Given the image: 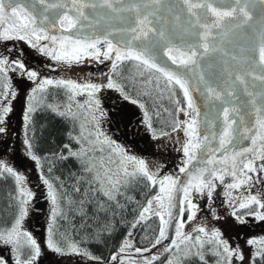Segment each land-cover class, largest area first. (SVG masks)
Here are the masks:
<instances>
[{"label": "snow or ice", "instance_id": "snow-or-ice-1", "mask_svg": "<svg viewBox=\"0 0 264 264\" xmlns=\"http://www.w3.org/2000/svg\"><path fill=\"white\" fill-rule=\"evenodd\" d=\"M99 9L105 10V15L112 14L126 21L127 26L110 29L106 35H97L95 32L84 35L83 22L92 23L89 10L95 13ZM164 10H167L170 20L161 15ZM0 41L23 42L52 61L69 67L81 64L85 59L98 62L108 60L112 61L111 71L116 73L123 61H136L137 66H142L145 71L161 74L172 97L178 88L186 101V107L181 105L180 99H175L171 130L183 132L186 138L182 149H177L182 150L186 158L179 167V171L187 177L183 182L174 175L160 176L159 172H152L145 160L124 153L120 145L101 130L99 122L104 111L96 94L104 89H114L124 99H129L113 76L108 77L106 84L39 78L38 72L27 68L20 59L19 49L12 60L0 54V76L19 72L36 84L33 96L46 86L54 85L66 90L70 101L68 105L63 109L52 105L48 107L74 125L79 123L80 131L77 135L68 133L69 142L63 145L67 152L57 155L62 160L73 158L78 161L82 170L89 174L90 186L95 183L98 186L96 190L102 191L108 199L113 198L111 192H118L119 187L131 179L146 182L145 188L158 189V193L146 201L137 223L146 219L145 214L150 213L155 200L158 204L155 215L159 217L161 227L150 241L151 247H137V254L150 253L157 246H163L166 253L171 254L174 248L176 253L185 254L177 256L175 262L165 257L161 264H181L189 257L198 258L207 264L202 252L207 244L212 254L221 258L217 264H232L233 258L243 262L245 256L240 245H231L224 238L222 230L197 226L193 229L197 234L193 236L183 229L185 223L197 215L198 206L192 202V194L211 197L214 181L225 184L226 175L233 178V182L226 184L228 189L248 186L245 188L247 194L237 198L238 206L233 205L231 215L235 221L244 224L245 216L264 221V192L251 194L256 178L250 175L264 173V0H0ZM41 41H47L48 44L42 45ZM216 54L226 58L222 62L225 66L214 79H206L204 65L207 63L211 68ZM168 62L175 67H170ZM192 81H195L197 91L202 89V95L210 105L219 107L216 118L211 121L205 118L203 121V133L201 112L193 100ZM84 92L88 93L85 103L89 107L81 119L72 111L71 101ZM11 96L15 97L14 91ZM0 98H8L6 90L0 92ZM32 98L29 97L24 116L26 122L34 111ZM131 102L138 103L135 99ZM139 106L144 108L142 103ZM80 107L84 105L80 104ZM11 111L10 104L3 107L0 133L6 131L3 127L5 115ZM180 113L185 116L184 120L179 119ZM145 117H148L147 111ZM85 123L91 125L87 132ZM146 127L152 129L150 118L146 119ZM153 135L159 138L154 129ZM160 135L167 136L170 133L161 132ZM24 143L30 158L39 164L40 160L33 153L30 140L26 139ZM73 143L79 147L73 149ZM176 143H180L179 139ZM104 145L109 148L108 163L95 155L104 152ZM113 153L122 154L120 161L111 159ZM194 160L197 166H192ZM257 160L261 162L259 165L256 164ZM125 161L132 164V171L121 167ZM111 163H117L115 170L108 166ZM3 173L14 178L19 188V200L13 221L7 228H0V245L10 247L14 253V264H35L41 249L37 240L23 228L32 193L24 187L25 177L0 160V174ZM44 183L53 205L47 246L61 252V247L53 239V225L57 216L61 215L59 194L48 179ZM75 191L79 192L80 189L76 188ZM177 194H182L179 204L184 206H178ZM228 195L231 196V192ZM174 208L177 209L175 216ZM186 210L189 213L188 221L182 218ZM239 210L247 211L238 215ZM132 226L135 227V224ZM169 227H174L176 239L169 240ZM131 235L129 232L128 236ZM165 240H169L171 247L163 245ZM246 243L255 248L250 264H256L257 257L264 260V238H249ZM132 247L131 240L125 239L123 246L110 257L111 261L121 264L118 257ZM71 251L78 253L79 249L73 245ZM158 259L152 255L145 264H155ZM0 264H7L2 256Z\"/></svg>", "mask_w": 264, "mask_h": 264}, {"label": "trees", "instance_id": "trees-1", "mask_svg": "<svg viewBox=\"0 0 264 264\" xmlns=\"http://www.w3.org/2000/svg\"><path fill=\"white\" fill-rule=\"evenodd\" d=\"M8 44L0 42V54L12 60L16 58L15 53L3 47ZM9 50L11 51L10 55ZM137 65L138 62L136 61H123L119 64L116 73L110 71L109 76H113L115 81L124 88L125 94L129 96V99L126 100L120 92L112 89L111 98L115 99V97L121 96V99L127 102H131L133 99L137 100L138 103L135 105L139 111V118L142 120L139 125L146 127L147 118H150L152 123V129H142V136L148 147L155 138L153 129L156 137H160L161 132L172 133V122L176 108L175 99H180L181 105L185 107L186 101L178 88L175 89L176 95L174 97L170 95V90L165 86V80L161 74L145 71L142 66L138 67ZM96 69H100V67L94 68L92 66L89 68L93 76L101 73L100 70ZM18 76H20L19 72H8L6 77L0 76V92L6 90L8 93L7 99L0 98V114L2 108L11 101L9 95L14 91L13 88ZM77 102L79 101L75 96L74 100L71 101L72 111L83 119L84 111L86 112L88 107L81 108L80 103ZM69 103L65 89L54 85L48 86L42 92L37 91L35 93L34 100H32L34 111L29 114L30 120L28 122L24 120L27 113L25 108L24 113L20 112L22 117L18 119L6 117V114L3 127H6L5 121L7 119L13 121L15 123L14 128L21 129L25 140H30L33 146L32 151L40 160L37 164L30 158L24 143L25 156L26 154L28 156L25 158L27 161L16 165L17 169L14 168V170L25 175L20 168L22 166L28 167L27 176L33 178L36 176L46 177L57 189L61 215L57 216L54 225L55 240L64 249L68 244L75 245L79 249L78 254L67 256L63 264H109L111 262L110 257L118 252L125 239H130L133 244V247L129 249L151 245L150 241L158 234V229L161 227L159 217L155 213H148L145 214L146 219L144 221L139 223L137 221L146 201L152 199L158 193V189L145 188L146 182L131 179L128 183L120 186L118 192H111L113 198L108 199L102 194V191L96 190L98 186L95 183L90 186L89 174L82 170L78 161L73 158L59 159L58 153L67 152L66 149H63V145L69 142L68 133L72 132L73 135L79 133V123L74 125L70 120L58 116L48 105L59 106L63 109ZM141 103L144 104V108L139 106ZM145 111L148 113L147 118ZM141 146L140 140L139 147ZM72 147L77 149L79 146L73 143ZM150 152L139 154L150 156ZM106 154V150L101 154L95 153L97 157H103ZM158 157L163 164L161 169L156 172L163 176L171 166L179 162L180 151L162 152V155H158ZM263 180L264 178L254 183L251 194L257 193L255 190L260 187ZM24 187H26L25 184ZM76 188H79L80 191H75ZM245 188L243 192H245ZM18 200L19 188L14 178L7 173L0 174V228H7L13 221ZM242 211L247 210H239L237 214L239 215ZM186 215L187 212H185V217ZM246 217L248 216L244 218ZM248 221L250 222L248 225H258V231L259 228L260 230L264 228V221ZM133 224L135 227L132 226ZM237 229L243 230L242 227ZM129 232L132 233L131 237L128 236ZM209 248L210 246L206 244L202 250L204 260L207 264H217L221 258L213 255ZM174 252L175 249L171 254ZM160 253L162 255L155 261V264H161V261L170 255L162 250ZM90 257L100 259H91ZM126 264L145 263L129 262ZM181 264H204V262L199 261L198 258L189 257L183 260ZM256 264H264V260L257 257Z\"/></svg>", "mask_w": 264, "mask_h": 264}, {"label": "rangeland", "instance_id": "rangeland-1", "mask_svg": "<svg viewBox=\"0 0 264 264\" xmlns=\"http://www.w3.org/2000/svg\"><path fill=\"white\" fill-rule=\"evenodd\" d=\"M3 43V42H2ZM8 45H4L3 47L5 49H10L17 55V49L20 50V59L25 62L27 68L31 70H35L39 74V78H50L53 80H72L78 83H97V84H106L110 71L111 70H103L101 73H97L95 76L92 75V73L89 71V68L92 66L94 68L101 67L104 68L105 63L104 62H98L94 59H85L82 61L81 64H73L71 67L63 64V63H56L54 61H51L45 57H42L38 54H36L34 51L30 50L28 47H26L21 42H7ZM55 69V70H53ZM99 70V69H96ZM98 72V71H96ZM48 87V86H46ZM36 88V84L32 81L28 80L26 77L18 76L17 82L13 88L15 92V97L12 98L11 94L9 95L11 101L10 106L12 111L7 113L6 117L10 116L13 119L21 118L22 115L20 112H25V108L27 109L29 97L32 96V100H34L33 96V89ZM112 89H104L101 92L97 93V97L100 99V107L102 109L103 106H101V100L103 103L104 100H110L109 97H111ZM76 98L78 99L80 104H83L84 106L89 107L85 103V101L88 99V93L84 92L83 94L76 95ZM9 99V100H10ZM8 104V105H9ZM2 108V107H1ZM3 109V108H2ZM86 112L84 111V114ZM1 114L3 112L1 111ZM179 119L184 120L185 116L183 113L179 114ZM5 129L6 131L4 133H0V160H2L4 163L12 166L13 168H16V165L23 164L27 161L28 158L27 154L25 156L24 151V141L25 138L22 136L21 129H15L14 125L15 123L9 119L5 121ZM100 128L101 130L112 140L115 141L116 144L120 145V147L124 150V153H126L129 156H134L138 159H143L146 161L149 169L152 172H156L161 169L162 164L160 158L158 155H162V152L167 151H174L177 149L182 148V144L184 142V136L183 132H172L170 135L167 136H160L159 138H154L152 143L150 145L145 144V141L142 142V146L137 148L138 145L132 143L130 140L131 138H127V132H124L122 136H120L117 131L119 129H111L109 127V120L107 118H101L100 119ZM12 124V125H11ZM22 124V122H21ZM91 127L90 124L85 123V132H87V129ZM11 128V129H10ZM18 130V131H17ZM131 130H129L128 134H130ZM102 139V138H101ZM179 139L180 143H176V140ZM143 141V140H142ZM106 150V155L102 158L104 159L105 163H108V157H109V148L107 145H104V151ZM151 151L149 154L150 156H142L139 153H146ZM99 153V152H98ZM104 153V152H103ZM101 154V153H100ZM155 155V156H153ZM122 158V154L113 153L111 156V159L113 161H120ZM180 161V159H179ZM25 165V164H24ZM175 165V164H174ZM171 166L172 167H174ZM112 169L117 168V163H111L108 165ZM19 167V166H18ZM121 167H127L129 171H132V164L130 162L125 161V163ZM28 167L20 168L21 172H23L25 175H22L25 177L24 184L26 185L27 191L32 193V197L29 200L28 203V215L25 218L23 222V228L25 231L29 232L33 238L37 240V243L40 246L46 244L45 247L49 250H45V247L42 246L40 259L37 260L36 258V264L39 263V261H42L44 257L51 255V260L57 261L59 257H63L62 259H65L67 255H73L78 254L77 252L71 251V246L68 244V246L64 248L61 247V252H56L50 249L47 246V240H48V228L51 224V212L53 205L51 203V200L48 196V187L44 183V180L47 179L46 177H42L43 184L41 188L39 187V178L36 176L33 178L32 176H27L28 174ZM49 180V179H48ZM51 182V180H49ZM260 188V189H259ZM257 190L255 192H264V180L260 184ZM41 189V190H40ZM39 191L45 192V197L40 198L39 200H36L35 197L39 193ZM242 194H245L242 190L237 191L234 195L229 196L224 201H220L216 204H213L212 201H209L207 203H202L200 200L193 199L192 202L195 203L197 208V215L195 219L191 220L190 222L185 223L184 232L190 233L193 236H195L197 233L193 231V229L197 226H204L206 229H213L217 228L222 230L224 238L229 240V243L233 246L236 244H239L245 259L243 262L233 258L232 264H250V260L252 257V253L255 250L254 247H250L247 245L246 241L249 238H257L258 240L260 238H264V228L260 231H258L257 227L258 225H248L250 222L248 220H254L256 222L258 219H256L253 216H248L244 219L246 220V223L239 224L235 221V219L232 217L231 213L233 210V205L238 206L239 200L238 197H241ZM264 198V197H262ZM35 199V200H34ZM37 208L38 213H36V216L33 215L32 211L34 208ZM157 205L155 200H153V207L150 213H155L157 211ZM41 211L45 214H42ZM187 215L185 218V221H188V211L186 210ZM44 215V217H42ZM217 217H220V219H217ZM55 225V224H54ZM54 225H53V239L55 240V232H54ZM243 228L237 229V228ZM202 235V234H201ZM252 235V236H251ZM56 242V240H55ZM58 246H60L56 242ZM258 247V245H257ZM0 256H2L6 261L7 264H14V253L11 251L9 246H3L0 245ZM45 251H49L48 254H45L43 256ZM125 251H129V248ZM66 254V255H64ZM157 257H160L162 253L157 252ZM183 253H176L170 254L167 256L170 259H173L174 262L177 259V256H182ZM23 259V257H21ZM63 261V260H62ZM112 264V261L111 263Z\"/></svg>", "mask_w": 264, "mask_h": 264}, {"label": "water", "instance_id": "water-1", "mask_svg": "<svg viewBox=\"0 0 264 264\" xmlns=\"http://www.w3.org/2000/svg\"><path fill=\"white\" fill-rule=\"evenodd\" d=\"M89 15L92 19V23L89 24L88 21L83 22V34L84 35H90L93 32H95L97 35H106L107 31L110 29L124 28L127 26L126 21L120 19L119 17H116L112 14L105 15V10H103V9H99L95 13H93L89 10ZM124 15H127V14H124ZM161 15L164 16L166 19L170 20V17H169L167 10H164L161 13ZM117 39H119V37H117ZM0 42H3V41H0ZM7 42H18V41H7ZM21 43H23V42H21ZM41 44L47 45L48 42L47 41H41ZM24 45L26 47H28L30 50L34 51L36 54L51 60L50 58L44 56L42 53L37 52L35 49L27 46L26 44H24ZM229 47H231V46L229 45ZM224 59H226V58H224L221 54H216V56L212 62L213 66L211 68L208 67L207 63H205L204 72H205V78L206 79H214L217 74L221 73L223 67L225 66L222 63ZM103 62L105 63V67H104L105 69H107V70L111 69L112 61L104 60ZM168 64L170 67H175V66L171 65L170 62H168ZM196 89H197V85H196L195 81H192L191 82V90H192L193 100H194L196 106L199 107L200 112H201V116H200V120L202 121L201 132L203 133L204 128H205V124L203 123V121H205V118L208 121H211L214 118H216L218 111H219V107L210 105L204 99V96L202 95V89H201V91H197ZM185 139L186 138L184 137V140ZM185 160H186V158L183 156V153L181 150L180 151V161L174 167L169 169V171L166 172L165 175H174V176L178 177L181 182L186 180V178H187L186 174L179 171V167L184 164ZM260 163L261 162L259 160L256 161L257 165H259ZM192 166H197L196 160L193 161ZM192 166H190V168H189L190 171H191ZM199 166L202 167L203 165H199ZM250 175H252L253 177L256 178L255 182L264 178V173H250ZM228 182H233V178L231 176L226 175L225 176V184H221L218 180L214 181L215 187H214V190L212 191L211 197H209L207 195H202L199 193H193L192 194V200L197 199V200H200V202H202V203H207L209 201H212L213 204L217 205L218 202L224 201L226 198L229 197V195H228L229 192H231V195H234L237 191L243 190L247 186V185H242L237 189L230 190L226 187V184ZM180 200H182V194H177L178 206H184V205L179 204ZM156 205H157V209H158V204L156 203ZM173 215L174 216L177 215V209H175V208L173 209ZM182 218L185 220V211L182 214ZM183 231H184V229H183ZM167 234L169 236V240L176 239L174 227H169L167 230ZM169 240L163 241V245H168L169 247H171V245L169 244ZM150 247H151V245L146 246V247H142V249L143 248H150ZM159 250L164 251L163 246H157V248L152 249V251L150 253L144 252L143 254H137L135 252V249L130 250V251H125L123 254H121L118 257V260L121 262V264L131 262V261H133V262H145L146 260L150 259V257L152 255H156V253ZM112 264H117V262L112 261Z\"/></svg>", "mask_w": 264, "mask_h": 264}, {"label": "flooded vegetation", "instance_id": "flooded-vegetation-1", "mask_svg": "<svg viewBox=\"0 0 264 264\" xmlns=\"http://www.w3.org/2000/svg\"><path fill=\"white\" fill-rule=\"evenodd\" d=\"M109 99L110 100H107V101L104 100L105 101L104 103L101 100V106H103L102 109L104 111V115L102 118L105 117L109 120V127L111 129H114V130L119 129L117 131V133L120 136H122L124 134V132H127V131L129 132V130H131L130 134H128V132H127V138L128 139L131 138L132 140H130V141L132 143L135 142V144L138 145V147H139L140 140H141V142H144V139L142 136V129H144V128L148 129V128L142 127V125H139V124H141L140 122H142V120L139 118L140 115H139V111H138L137 106L132 102H127V101L122 100L121 96H119L117 98L115 97V99L109 97ZM118 99H120V100H118ZM38 178H39V187L41 188L43 181H42V178H40V177H38ZM42 197H45V192L39 191V193L36 195L35 199L39 200ZM32 213L34 216H36V213H38L36 207L34 208ZM41 213L45 214V211H44V213L41 211ZM42 217H44V215ZM259 231H260V228H259ZM45 245L46 244L44 243V245H42V246L45 247ZM42 246H41V249H42ZM45 250H49V249L45 247ZM48 253H49V251H45L43 253L44 254L43 256H45V254H48ZM64 255H66V254H64ZM67 256H69V255H67ZM67 256L65 257L66 259H67ZM62 258L63 257H59L57 261H53V260H51V255L48 254V256H46V258L44 257V259L42 261H39L38 264H63L64 259H62ZM39 259H40V255H39V257H37V260H39Z\"/></svg>", "mask_w": 264, "mask_h": 264}]
</instances>
